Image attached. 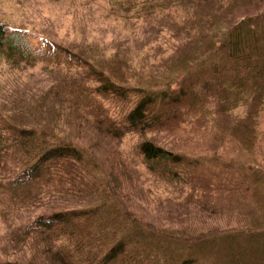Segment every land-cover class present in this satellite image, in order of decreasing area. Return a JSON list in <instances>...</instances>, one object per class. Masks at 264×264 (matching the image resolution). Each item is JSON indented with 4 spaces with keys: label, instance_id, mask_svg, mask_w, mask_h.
<instances>
[{
    "label": "trees",
    "instance_id": "trees-1",
    "mask_svg": "<svg viewBox=\"0 0 264 264\" xmlns=\"http://www.w3.org/2000/svg\"><path fill=\"white\" fill-rule=\"evenodd\" d=\"M110 1V39L49 48L54 114L40 127L0 126V205L42 209L18 223L33 248L25 264H264V162L253 135L264 105V0ZM6 31L0 22V52L11 55L17 37ZM205 111L225 117V145L249 128L240 158L149 138L193 142L178 132L196 134ZM63 123L75 136L61 134ZM88 132L118 145L136 138L130 159L101 161ZM161 214L206 228L165 227Z\"/></svg>",
    "mask_w": 264,
    "mask_h": 264
},
{
    "label": "rangeland",
    "instance_id": "rangeland-1",
    "mask_svg": "<svg viewBox=\"0 0 264 264\" xmlns=\"http://www.w3.org/2000/svg\"><path fill=\"white\" fill-rule=\"evenodd\" d=\"M111 7L110 0H0V22L5 25L9 35H16L19 47V51H11V55L7 54L6 50L0 52V126L3 127L7 121L14 119L24 125L37 124L40 127L49 119V115L54 114L53 97L48 89L53 75L51 73L53 62L46 58L49 48L56 45L64 49L68 45L80 46L84 42H95L102 37L110 39L115 30L113 27L117 26L113 15L116 12H111ZM104 104L109 105V99L105 96ZM209 113L210 111L204 113L205 119L209 118V122L199 127L196 134L178 132L183 139L195 136L193 142L187 143L176 137L174 143H170L172 136L165 131L150 134L149 138L173 150L202 155L214 153L225 157L226 147L229 157L240 158L239 149L250 142L249 128L236 129L237 134H234L225 145V117ZM231 113L233 116H240L242 111L235 110ZM259 113L254 123V146L259 149V158L264 162L263 104ZM110 114L115 115L112 111ZM7 116H10V119ZM62 126H59L62 128L60 131L62 135L75 136L67 132L64 123ZM101 136L88 132L87 136L81 137L89 140L85 143L96 149L101 161H110L118 155L122 160L130 159L129 155L132 154L136 138H127L123 145H118L106 141ZM211 144H221L222 147L215 149ZM111 170L115 175L122 173V170L115 167ZM143 198L146 201L145 206L152 203L150 197L144 193ZM150 208L151 206L144 213H149ZM41 210L26 211L22 208L0 205V264L26 263L33 248L26 249L21 243V225L18 223L23 224L32 219ZM263 211L264 208L261 207L260 217ZM161 218L168 217L161 214ZM161 218L156 220L165 227L206 228V223L194 219L193 216L168 218L170 222Z\"/></svg>",
    "mask_w": 264,
    "mask_h": 264
}]
</instances>
